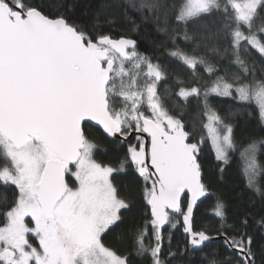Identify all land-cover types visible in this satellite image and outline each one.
Wrapping results in <instances>:
<instances>
[{
  "label": "snow or ice",
  "instance_id": "obj_1",
  "mask_svg": "<svg viewBox=\"0 0 264 264\" xmlns=\"http://www.w3.org/2000/svg\"><path fill=\"white\" fill-rule=\"evenodd\" d=\"M129 3L157 25L166 38L160 46L170 44L167 56L191 79L177 73L161 91L168 73L159 58L99 21L91 30L74 22L70 3L52 15L36 0H0V264H132L128 251L106 242L123 224L122 210L134 206L112 179L129 168L143 181L144 222L117 234L116 244L148 264H172L179 225L183 253L222 241L229 255L205 253L203 264H256L249 228L264 239V216L229 222L218 200V228L194 221L211 194L198 159L205 142L224 163L239 151L247 186L261 192L255 178L264 139L238 143L236 113L221 115L210 98L250 105L264 124V0ZM191 99L198 102L192 131L184 119ZM197 125L205 133L199 139ZM96 126L120 139L118 166L96 158L100 145L89 134Z\"/></svg>",
  "mask_w": 264,
  "mask_h": 264
},
{
  "label": "trees",
  "instance_id": "obj_2",
  "mask_svg": "<svg viewBox=\"0 0 264 264\" xmlns=\"http://www.w3.org/2000/svg\"><path fill=\"white\" fill-rule=\"evenodd\" d=\"M133 3H139V0H132ZM44 11L52 15L56 14V6L63 3L73 5L71 17L74 22L86 25L90 30L93 25L99 21V26L105 32H110L115 36L128 35L137 40L140 52L152 56L154 59L159 58L160 62L165 65L168 78L161 85V91L165 87L174 85L176 74L181 73L185 79H191L190 74L182 72L179 63L167 56L165 45L161 47V41L165 36L157 30V25L149 20L143 22L141 14L131 7L129 0H36ZM108 21H113L109 24ZM135 25L139 27L132 31ZM184 47L183 43L180 44ZM175 92V88H173ZM183 105L182 101H178ZM210 102L221 115H228L230 112L236 113L231 123L234 125L235 138L238 143H248L251 139H264V124L259 120L254 107L250 105H241L231 100L220 97H211ZM198 102L191 99L184 106L186 115L184 117L188 129L192 131L191 116L198 111ZM252 115H249V112ZM89 134L99 143L96 158L112 166H118L119 161L123 158L124 151L120 141L110 140L99 129L90 128ZM194 135L197 139L205 135L199 125H197ZM228 163L218 161L210 142L202 145L201 153L198 157L202 166V180L210 190L209 197L197 208L195 212V226L197 228L206 227L208 229L218 228V218L214 215L215 204L222 201L228 214L229 222L236 217L247 216L250 225L256 219L264 216V148L258 154V162L261 171L258 173L255 182L261 189L258 193L255 189L247 186V179L243 174L244 160L240 158L239 151L231 152ZM221 169L223 171L221 172ZM113 183L120 191L122 197H128L133 203L131 211L123 210L124 222L116 229L115 232L106 238V242L118 248L120 251H128L132 264H148L146 260L136 257L128 246L116 244L114 237L121 232H131L137 225L143 224L145 208L143 205V181L138 177L131 168L126 172L114 173ZM164 234V251L169 250L168 226L162 229ZM249 234L256 236L254 251L256 253V264H264V239H261V233L255 226L249 228ZM186 244V237L183 233L182 226L172 230L171 251L176 253L172 264H203L205 253L219 250L221 256H227L229 253L224 249L222 241L213 242L211 246L204 249V252L183 253ZM183 253V254H182Z\"/></svg>",
  "mask_w": 264,
  "mask_h": 264
},
{
  "label": "water",
  "instance_id": "obj_3",
  "mask_svg": "<svg viewBox=\"0 0 264 264\" xmlns=\"http://www.w3.org/2000/svg\"><path fill=\"white\" fill-rule=\"evenodd\" d=\"M91 123H94V122H91ZM95 129H99L100 131H102L100 128H99V126H96V127H94ZM106 136V135H105ZM107 137V136H106ZM108 139H110V140H116V141H120V139L117 137V138H111V137H107ZM209 197V196H208ZM207 197V198H208ZM207 198H202V201L204 202ZM202 202V203H203ZM202 203H199V205H198V207L202 204ZM217 241H220V240H217ZM214 242H216V241H214ZM196 252H200V251H196Z\"/></svg>",
  "mask_w": 264,
  "mask_h": 264
},
{
  "label": "rangeland",
  "instance_id": "obj_4",
  "mask_svg": "<svg viewBox=\"0 0 264 264\" xmlns=\"http://www.w3.org/2000/svg\"><path fill=\"white\" fill-rule=\"evenodd\" d=\"M258 175V174H257ZM257 177V176H256ZM256 179V178H255ZM123 211V210H122ZM33 242H35V241H33Z\"/></svg>",
  "mask_w": 264,
  "mask_h": 264
}]
</instances>
